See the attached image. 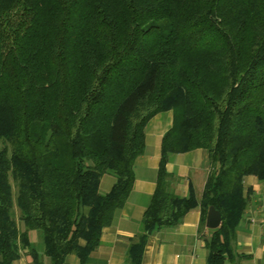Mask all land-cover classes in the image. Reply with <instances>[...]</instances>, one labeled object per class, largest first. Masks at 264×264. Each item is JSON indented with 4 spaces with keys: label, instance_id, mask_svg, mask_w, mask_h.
Masks as SVG:
<instances>
[{
    "label": "trees",
    "instance_id": "trees-1",
    "mask_svg": "<svg viewBox=\"0 0 264 264\" xmlns=\"http://www.w3.org/2000/svg\"><path fill=\"white\" fill-rule=\"evenodd\" d=\"M167 111L126 264L198 205L165 170L169 154L195 149L211 166L200 226L209 207L220 214L206 264H224L243 179L264 182V0H0V264H86L131 191L145 126Z\"/></svg>",
    "mask_w": 264,
    "mask_h": 264
},
{
    "label": "crops",
    "instance_id": "crops-1",
    "mask_svg": "<svg viewBox=\"0 0 264 264\" xmlns=\"http://www.w3.org/2000/svg\"><path fill=\"white\" fill-rule=\"evenodd\" d=\"M172 111L154 116L144 129V150L133 165L134 181L121 209L115 212L109 226L101 231L98 247L89 255L86 264H126V251L140 229L141 217L148 207L156 187L157 170L161 156L163 135L173 126ZM165 170L174 177L171 191L178 197H187L192 190L198 205L189 210L174 226L152 232L148 237L141 264H206V242L210 230L200 226L201 200L207 176L211 172L207 152L195 149L185 153L169 154ZM103 176L99 191L106 193L112 178ZM247 205L234 230L232 255L224 264H264V182L254 176L243 179ZM205 223V221H204ZM36 248L38 236L30 234ZM42 254L43 247L37 249ZM42 259V263L45 260ZM66 264H79L73 255ZM11 264H31L26 255Z\"/></svg>",
    "mask_w": 264,
    "mask_h": 264
},
{
    "label": "water",
    "instance_id": "water-1",
    "mask_svg": "<svg viewBox=\"0 0 264 264\" xmlns=\"http://www.w3.org/2000/svg\"><path fill=\"white\" fill-rule=\"evenodd\" d=\"M204 226L208 230H215L220 226V214L213 207L207 210Z\"/></svg>",
    "mask_w": 264,
    "mask_h": 264
},
{
    "label": "rangeland",
    "instance_id": "rangeland-1",
    "mask_svg": "<svg viewBox=\"0 0 264 264\" xmlns=\"http://www.w3.org/2000/svg\"><path fill=\"white\" fill-rule=\"evenodd\" d=\"M106 178H108V179L110 178V179H111L112 177H110V176H107ZM112 180H113V178H112ZM35 232H37V231H35ZM35 245H36V249H39V247H41V246H42L41 242H39V241H38V242H36V244H35Z\"/></svg>",
    "mask_w": 264,
    "mask_h": 264
}]
</instances>
